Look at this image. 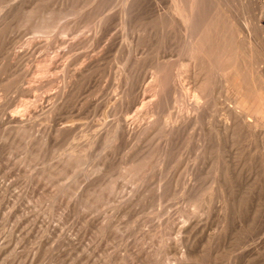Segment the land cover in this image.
Instances as JSON below:
<instances>
[{"label": "rangeland", "instance_id": "1", "mask_svg": "<svg viewBox=\"0 0 264 264\" xmlns=\"http://www.w3.org/2000/svg\"><path fill=\"white\" fill-rule=\"evenodd\" d=\"M152 13V0H0V264H214L201 230L216 226V177L255 139L222 122L246 101L264 128V75L247 96L215 88L188 120L185 90L178 103L163 90L167 20Z\"/></svg>", "mask_w": 264, "mask_h": 264}, {"label": "bare ground", "instance_id": "2", "mask_svg": "<svg viewBox=\"0 0 264 264\" xmlns=\"http://www.w3.org/2000/svg\"><path fill=\"white\" fill-rule=\"evenodd\" d=\"M152 11L153 17L163 15L167 20L166 66L169 75L168 78L160 76L161 82L165 84L163 90L169 91L171 103L179 101L177 86L180 90H185L182 91L185 96L184 117L188 120L195 121L205 113L204 104L206 105L215 88L224 89L228 86L227 82H230L238 93L247 96L249 85L246 78L250 79V86H256L260 74L264 75V0H152ZM127 15L126 13V21ZM139 82L136 84L139 85ZM224 97L226 99L229 96ZM152 102L147 96L143 97V104ZM244 102L243 108L227 104V113L222 125L224 124L225 128H233L237 137L242 133L254 135L255 139L251 141L253 147L245 149V152H241L239 145L235 147V152L232 153V167L226 173L229 181L226 180L225 172L218 171L220 173L216 177L214 189L216 200L214 206L212 205L216 226L210 232L209 226L207 228L206 224H202L201 238L203 244H213L210 253L214 255V264H264V202L261 201L264 199V156L257 149L258 146H264V128L254 127L249 117V107L246 101ZM169 113L171 120L182 117L177 112ZM132 126L124 120L118 124L117 130L120 129L122 135L135 134ZM202 250L205 252L204 247Z\"/></svg>", "mask_w": 264, "mask_h": 264}]
</instances>
